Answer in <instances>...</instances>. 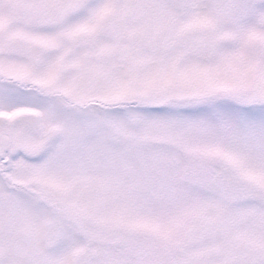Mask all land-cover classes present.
Listing matches in <instances>:
<instances>
[{"label": "snow or ice", "instance_id": "1", "mask_svg": "<svg viewBox=\"0 0 264 264\" xmlns=\"http://www.w3.org/2000/svg\"><path fill=\"white\" fill-rule=\"evenodd\" d=\"M0 264H264V0H0Z\"/></svg>", "mask_w": 264, "mask_h": 264}]
</instances>
